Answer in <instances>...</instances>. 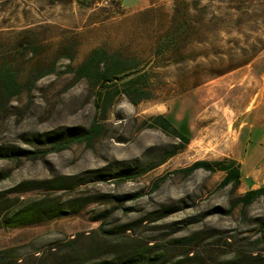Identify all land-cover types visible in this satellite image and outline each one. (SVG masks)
Returning <instances> with one entry per match:
<instances>
[{
	"label": "rangeland",
	"instance_id": "obj_1",
	"mask_svg": "<svg viewBox=\"0 0 264 264\" xmlns=\"http://www.w3.org/2000/svg\"><path fill=\"white\" fill-rule=\"evenodd\" d=\"M185 18L187 31L171 41L165 61L155 62ZM99 48L155 68L154 99L135 106L118 96L103 117L99 88L86 80L74 84L73 73ZM5 69L19 82L54 72L0 106V148L34 149L24 139L36 133L94 123L104 129L91 146L77 144L37 161L0 159V173L9 175L0 192L27 180L74 176L85 184L57 195L95 199L79 215L0 230V250L19 247L26 260L72 240L82 247L94 239L110 245L100 229L115 228L121 244L167 250L162 264H239L237 256L264 264V198L231 210L247 191L264 187V0H0V71ZM159 115L189 137V145L147 174L118 181L113 175L120 170L159 163L179 144L144 126ZM228 159L241 166L238 189L219 190L221 172L175 174L198 161ZM100 174L110 177L94 179ZM188 237L187 244L180 242Z\"/></svg>",
	"mask_w": 264,
	"mask_h": 264
},
{
	"label": "trees",
	"instance_id": "obj_2",
	"mask_svg": "<svg viewBox=\"0 0 264 264\" xmlns=\"http://www.w3.org/2000/svg\"><path fill=\"white\" fill-rule=\"evenodd\" d=\"M52 1L59 3L72 2V0ZM190 20L192 23L194 19ZM189 22L188 18L182 19L173 28L175 30H171L166 44L157 51L158 55H156L155 62L165 61L166 55L170 54L169 51L173 47L171 41H176L182 33L187 31ZM170 38L173 39L170 40ZM172 57L173 55L169 56V58ZM70 60H73V58H70ZM141 66V62L137 59L124 58L119 52L111 53L104 48L95 49L73 71L74 84L86 80L92 87L99 88V100L103 101L101 114L105 117L112 107L113 100L118 96L126 97L135 106L154 99V75L158 73L155 68L150 69ZM53 72L52 69L45 73H34L26 82H19L12 70H1L0 106H7L15 97L25 91L30 93L40 80ZM112 83L117 84L119 88L115 91H107V85ZM144 126L173 135L179 141V144L169 151L159 163L139 171L136 169L120 170L119 173L113 175L118 181L134 180L147 174L151 170L164 165L190 143V138L162 115L150 118L149 122L145 121ZM103 129V124L94 123L87 129L77 128L67 131H64L66 129H58L47 133L28 135L24 141L26 144L32 145L34 149L1 147L0 159L37 161L50 154L68 150L77 144L91 146L95 140L102 136ZM199 170L224 173L225 177L219 186V190L229 186L238 189L242 184L241 166L236 160L198 161L185 169L175 171V174L189 177ZM109 177V175L100 174L95 176L94 179L107 181ZM8 178L9 175L0 173V182ZM84 184L85 182L79 180L78 177L57 176L45 180L23 181L10 190L0 192V230L34 227L81 214L89 205L95 203V199H65L57 194L74 192ZM37 191L44 192L46 195L40 198L25 197L26 194ZM262 198H264V187L249 190L233 202L231 210L239 206L247 209ZM127 230L129 229L126 227L121 233H125ZM100 231L107 235V240H111L110 245H105L94 239L86 247H82L78 245L77 240H72L50 247L44 253L38 252L26 260L23 258L21 248L11 247L0 250V264H162L166 260L167 250L156 249L155 246L151 247L139 243L121 244L117 239L120 233L115 228L112 230L101 228ZM192 239L193 237H188L180 240V242L187 244ZM116 242L120 244H116ZM234 260L240 263L243 262V264H259L260 258L253 257L249 262L245 256H237Z\"/></svg>",
	"mask_w": 264,
	"mask_h": 264
}]
</instances>
